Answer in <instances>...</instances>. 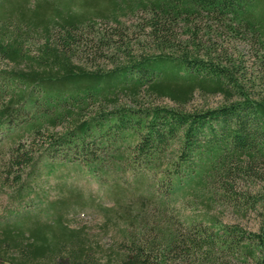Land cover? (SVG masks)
I'll return each instance as SVG.
<instances>
[{"label":"trees","instance_id":"trees-1","mask_svg":"<svg viewBox=\"0 0 264 264\" xmlns=\"http://www.w3.org/2000/svg\"><path fill=\"white\" fill-rule=\"evenodd\" d=\"M213 35L264 72V0H0V264H264V97ZM196 93L222 103L186 109ZM214 188L258 229L209 214ZM86 206L120 249L70 223Z\"/></svg>","mask_w":264,"mask_h":264},{"label":"rangeland","instance_id":"rangeland-1","mask_svg":"<svg viewBox=\"0 0 264 264\" xmlns=\"http://www.w3.org/2000/svg\"><path fill=\"white\" fill-rule=\"evenodd\" d=\"M124 24L128 28V32L132 40L136 43V38L140 37L142 39L143 36H140L141 31L137 29V19H123ZM136 27V28H135ZM219 31V30H217ZM212 41L214 44H220L222 49L226 51V55L229 57L236 58L237 55L242 57V67L240 71L243 72V76L245 79H248L250 85L253 84L251 89H253L258 95L264 97V72L260 70L257 60L253 55V49L251 46L234 40H224L223 38H218L217 36H212ZM134 51H139L138 48H135ZM103 66L108 65L110 67V63L107 61L100 60L98 64ZM144 100V99H142ZM158 104L174 106V104L168 99H155ZM222 103V98L220 96H210V95H201L196 93L193 97V100L185 107L186 109L193 108H203V107H213ZM8 146H0V210L3 209L7 203L5 193L8 191V187L10 182L5 179L6 175V167H7V158H8ZM65 178H67V182L79 186L86 191H91L94 196L93 199L98 201V196L101 195L102 190L99 188L97 183L89 178H85L81 176L76 171H68L65 174ZM55 182H51L49 186V194L54 196ZM260 182L252 181L249 178H241L236 182V191L240 194H252L256 192L260 187ZM130 189V188H129ZM132 191V189H130ZM214 197L215 201L212 199V202H209V206L206 208L208 213L216 216L218 219L225 223L229 224H237L241 226L246 231H256L258 229V216L251 211H242L228 205L225 200H222L219 196L220 189L214 188ZM98 195V196H97ZM130 196V195H129ZM127 196L128 203H131L130 197ZM220 197V198H219ZM210 199V198H209ZM207 196L203 201V204H198L195 206L196 210H201L205 208V203L210 201ZM214 201V202H213ZM89 206H86L84 210L79 211V214H69L70 223L75 226H84L85 231L89 232L91 235H94V241L98 243V249L100 253L102 251H110V249H120V240L116 233L113 230L103 227L99 224V221L96 216L92 215L89 211ZM92 210V209H90ZM195 211L194 209H186L184 213H188V211ZM198 213V211H196ZM176 264H188L187 262L178 261Z\"/></svg>","mask_w":264,"mask_h":264}]
</instances>
